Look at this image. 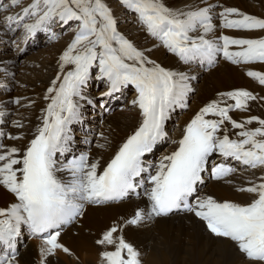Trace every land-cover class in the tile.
I'll return each mask as SVG.
<instances>
[{
	"label": "snow or ice",
	"instance_id": "obj_1",
	"mask_svg": "<svg viewBox=\"0 0 264 264\" xmlns=\"http://www.w3.org/2000/svg\"><path fill=\"white\" fill-rule=\"evenodd\" d=\"M135 14L140 29L157 42L142 48L118 28V19L106 0H21L0 3V26L27 43L39 32L74 24L72 38L61 51L58 71L43 94L45 106L30 132L7 134V139L26 143L4 144L0 139V188L12 196L0 206V264H19L17 238L22 229L40 239L37 264H50L58 252L72 255L61 236L67 225L85 215L89 205L124 202L135 196L138 203L127 217L114 220L95 240L101 248L100 264H143L138 248L125 237V229L139 227L176 212L191 214L217 238L230 241L245 264H264V117L235 119L234 111L247 112L251 102H264L247 88L217 91L198 108L176 139L166 128L172 113L187 109L197 80L194 67H214L220 56L264 87V71L247 67L264 65V17L210 0L201 4L171 6L167 0H119ZM20 8L19 12L11 9ZM222 11L216 12V9ZM219 19V24L215 23ZM223 29L257 35H230ZM15 43V41H13ZM18 47L23 53L24 48ZM164 48L177 66H166L150 53ZM14 79V74L9 73ZM92 79L106 90L100 98L86 89ZM133 89L131 105L138 109L136 125L115 146L109 157L74 153L73 126L85 122L86 106L103 108L105 97ZM6 90L7 85H5ZM22 101H27L23 103ZM35 101L14 97L0 101V124L11 115L8 105L30 108ZM12 125L23 129L20 120ZM5 134L0 132V137ZM98 149L111 147L100 133ZM171 142V150L158 160L149 159L158 147ZM214 156L236 161L259 176L234 185L248 194L245 201L218 199L202 193L203 173L216 180L236 173Z\"/></svg>",
	"mask_w": 264,
	"mask_h": 264
},
{
	"label": "bare ground",
	"instance_id": "obj_2",
	"mask_svg": "<svg viewBox=\"0 0 264 264\" xmlns=\"http://www.w3.org/2000/svg\"><path fill=\"white\" fill-rule=\"evenodd\" d=\"M106 2L117 15L118 23L124 21L123 11L125 9L120 5L119 0L117 2L116 0H106ZM167 2L174 7H183L185 4H201L202 0H167ZM210 2L219 3L224 7H236L248 14L264 17V0H210ZM254 2H258V5H254ZM2 19L3 16L0 15V20ZM128 20L131 22L130 25L128 27L125 24L119 25V30L128 35L138 46L152 48L156 42L151 39V36L140 29L135 18ZM222 31L230 35L258 34L231 29H223ZM6 39L15 41V33L8 31L4 26H0V42ZM64 40L66 39L64 38ZM64 40H60L57 44L54 43L55 45H49V49L46 50L49 52L38 50L37 54L27 62L29 66H26L24 71L19 70L15 65L20 54L0 53V68L7 71L5 73L0 72V83L4 81L3 84L11 87L8 93L2 91L0 101H7L19 96L27 97L28 100L36 102L30 108L8 105L11 113L8 126L10 134L17 135L24 132L30 137V132L40 115V109L46 104L41 97L50 80L58 71L57 61L61 51L70 42L68 40L65 44ZM1 47L7 48L6 44L1 45ZM150 56L166 66H177L176 58L162 48H154ZM247 67L264 71V65L259 63ZM245 71L246 66H235L227 61L221 62L208 73H203V70L194 68L193 74L197 75L198 79L192 84L196 91L192 94L189 108L179 120V125L183 127L194 112L209 98H212L217 91L243 87L264 96V87L246 76ZM9 73L14 74V79ZM22 102L27 103V101ZM130 106L131 108L126 111H117L114 115L107 117L102 125L97 122L96 127H98L99 136L95 135L92 138L91 155L93 157L103 156L106 160L115 146L136 125L138 109L134 108L131 103ZM237 114L239 117L233 116V118L243 119L249 115L264 117V102H251L249 111H237ZM12 120L22 121L25 127L23 129L15 128L11 123ZM179 130L180 128L176 127L174 134L178 135ZM101 132L111 142V147L108 149L96 147L97 143H103L100 138ZM26 142V140L12 141L7 139L4 144L20 145ZM259 175L260 170H254L247 174L242 173L228 178L232 183H227L226 180L212 181L202 193L214 195L218 199L245 201L248 194L236 191L234 185L247 184L249 178ZM12 199L10 193L0 188V206L11 202ZM136 203H138L136 198H132L119 204L88 206L85 215L69 226L67 230H64L61 236L62 242L71 250L72 255L58 252L57 258H50V264H100L99 252L101 248L95 244V240L114 220L122 216H129ZM124 234L126 239L131 241L140 251L143 264H245L243 256L230 241L215 237L206 230L202 222L187 213L158 218L154 222L139 227L130 226L125 229ZM40 243V239H35L33 243L22 247L21 253L17 257L19 264H37Z\"/></svg>",
	"mask_w": 264,
	"mask_h": 264
},
{
	"label": "rangeland",
	"instance_id": "obj_3",
	"mask_svg": "<svg viewBox=\"0 0 264 264\" xmlns=\"http://www.w3.org/2000/svg\"><path fill=\"white\" fill-rule=\"evenodd\" d=\"M3 2H5V3H7V2H9V0H3ZM30 2V0H21V3H23L24 5L23 6H25V5H27L28 3ZM116 2H117V0H116ZM113 3V2H112ZM254 5H258V2H254ZM22 6V7H23ZM19 10H20V8H16V9H14V10H11V11H17V12H19ZM216 10H218V11H221L222 10V8H218V9H216ZM2 11H0V15H2V16H4V14H2L1 13ZM124 12V11H123ZM127 12H129V11H127ZM217 12V11H216ZM116 17H117V15L116 14H114ZM123 16H124V21H121L120 22V24L118 23V28L121 26V25H126L127 27L130 25V21L128 20V19H133V18H135V20H136V17H133L134 15H130V13L128 14V13H123ZM128 25H127V24ZM137 24V23H136ZM120 25V26H119ZM138 25V24H137ZM62 26H64V25H61V27ZM68 26V25H67ZM73 27H75V25L74 24H70L69 26H68V28H66V29H69L70 31H71V28H73ZM72 32V31H71ZM70 35H68V36H65L64 38L66 39V40H64V38L62 37L60 40H64L65 41V44L68 42V40H71V36L69 37ZM67 37V38H66ZM151 39L153 40V41H155L154 40V38H152L151 37ZM60 40H58L57 42L55 41V42H52V43H50V44H47V46H42L41 48H39V49H37V50H35L34 52L33 51H31L30 53H28L25 57H22L20 60H18L17 59V62L15 63V65H16V67L20 70L21 69V71H24V69H26L29 65H27V62H29V60L32 58V56H35V54H37V52H38V50L40 51H42V50H45V52H49V50L48 51H46L47 49H49V45H55V44H57ZM156 42V41H155ZM55 43V44H54ZM157 43V42H156ZM162 48V47H161ZM162 49H164V48H162ZM165 50V49H164ZM166 51V50H165ZM16 54H19L18 52H16L15 53V55ZM28 58V59H27ZM152 58V57H151ZM27 60V61H26ZM158 62V61H157ZM27 66V67H26ZM209 72V71H208ZM208 72H206V73H208ZM28 73V72H27ZM204 73V72H203ZM194 89H195V87H194ZM45 91H46V89H45ZM44 91V92H45ZM196 91V90H195ZM44 94V93H43ZM135 94H133V96H134ZM42 97H43V95H42ZM42 97H41V99H42ZM43 100V99H42ZM44 103H46L45 101H44ZM78 226H79V224H78ZM35 241V240H34ZM33 240L32 241H30V240H28L27 241V243L26 244H31V243H33L34 242ZM19 253H21V250H20V252ZM20 255V254H19ZM54 257H56V256H54ZM57 258V257H56Z\"/></svg>",
	"mask_w": 264,
	"mask_h": 264
}]
</instances>
